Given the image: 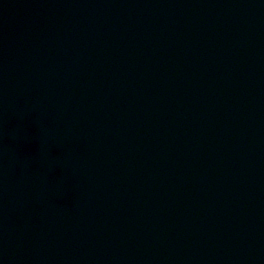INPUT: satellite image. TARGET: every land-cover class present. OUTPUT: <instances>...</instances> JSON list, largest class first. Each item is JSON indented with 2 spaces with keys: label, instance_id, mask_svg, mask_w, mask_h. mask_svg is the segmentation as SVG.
Segmentation results:
<instances>
[{
  "label": "water",
  "instance_id": "water-1",
  "mask_svg": "<svg viewBox=\"0 0 264 264\" xmlns=\"http://www.w3.org/2000/svg\"><path fill=\"white\" fill-rule=\"evenodd\" d=\"M0 264H264V0H0Z\"/></svg>",
  "mask_w": 264,
  "mask_h": 264
}]
</instances>
